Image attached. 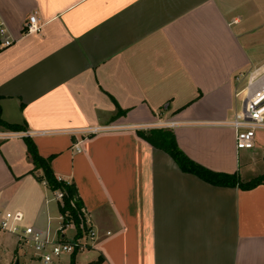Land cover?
Listing matches in <instances>:
<instances>
[{
	"label": "crops",
	"instance_id": "1",
	"mask_svg": "<svg viewBox=\"0 0 264 264\" xmlns=\"http://www.w3.org/2000/svg\"><path fill=\"white\" fill-rule=\"evenodd\" d=\"M34 13L42 29L26 33ZM0 17L15 40L0 47L2 119L24 129L0 140V209L37 228L61 213L27 134L97 231L76 264H264V183L211 184L139 133L174 121L194 161L264 174V139L242 161L220 124L243 106L236 76L264 63V0H0ZM9 234L0 264H34Z\"/></svg>",
	"mask_w": 264,
	"mask_h": 264
},
{
	"label": "built area",
	"instance_id": "2",
	"mask_svg": "<svg viewBox=\"0 0 264 264\" xmlns=\"http://www.w3.org/2000/svg\"><path fill=\"white\" fill-rule=\"evenodd\" d=\"M41 29L42 24L39 22L37 14L30 15L25 23L24 31L33 33L41 31ZM14 41L5 22L0 17V47L10 46ZM236 79L239 83L244 80L243 86L236 93V96L242 97L243 106L232 119L225 120L220 124L235 130L236 146L239 150L253 149L256 144L257 131L264 129V63L247 73L237 75ZM158 124L160 128H172L176 122H160ZM114 127L117 126L93 127L79 132L91 134ZM18 132L21 131H0V140L21 134ZM25 136L30 135L26 134L23 137ZM76 148L80 149L79 145H76ZM67 183L71 182L67 181ZM55 197L62 203L64 192L55 191ZM24 219L25 215L22 211L0 209V233L15 234L21 248L31 249V260L34 264H70L72 255L90 249L98 235L97 231L88 224L87 217L86 225L82 224L80 236L77 235L76 225L73 222H65V215L62 213L58 216L59 223L56 227L49 223L46 228H37L24 224ZM69 229H73L74 234L69 235Z\"/></svg>",
	"mask_w": 264,
	"mask_h": 264
},
{
	"label": "trees",
	"instance_id": "3",
	"mask_svg": "<svg viewBox=\"0 0 264 264\" xmlns=\"http://www.w3.org/2000/svg\"><path fill=\"white\" fill-rule=\"evenodd\" d=\"M0 124L13 131L24 130L22 126L9 125L2 119L1 105ZM139 133L154 146L168 152L182 170L193 173L211 184L232 187L238 186L248 190L264 183V174L244 181L238 172L227 173L214 171L194 161L179 147L172 129L152 128L148 130H139ZM24 139L27 143L28 152L33 158L35 168L43 170V175L40 179L46 181V184L51 190H61L64 192L63 202L60 203V212L65 215V222H73L76 225L78 231L77 235L80 236L82 233V224L86 225V217L84 205L78 195L76 185L73 182L67 183L66 180L58 178L51 166L53 155L49 157L42 156L31 136H25ZM103 260V257H99L98 260L90 264H101ZM70 264H76V253L72 255Z\"/></svg>",
	"mask_w": 264,
	"mask_h": 264
},
{
	"label": "rangeland",
	"instance_id": "4",
	"mask_svg": "<svg viewBox=\"0 0 264 264\" xmlns=\"http://www.w3.org/2000/svg\"><path fill=\"white\" fill-rule=\"evenodd\" d=\"M256 137H257V139H259V138L264 139V129H259V130L257 131V136H256ZM262 148H263V147H262ZM247 151H248V150H242V157H241L242 161H245V160L247 159V155H246ZM259 156L261 157V159L264 160V149H260V150H259ZM58 216H59V214H55V218H54V220H53V226H54V227L58 226V223H59V221H58ZM72 233H74V230H73V229H69V230H68V234L71 235ZM14 238H15V236L12 235V234H9V235L7 236V239H9V240H11V241H13ZM4 239H5V238H4ZM4 239H3V238H0V246L2 245ZM11 247H12V246L10 245V248H11ZM12 250H13V249H10V252H13ZM66 261H67V260H66ZM13 264H17V263H16V259L13 261ZM23 264H26V263H23ZM66 264H68V263H66Z\"/></svg>",
	"mask_w": 264,
	"mask_h": 264
}]
</instances>
